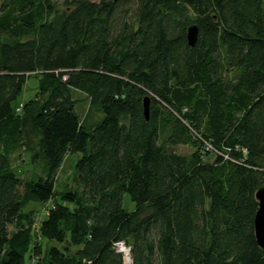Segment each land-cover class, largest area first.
I'll return each instance as SVG.
<instances>
[{
  "label": "trees",
  "instance_id": "1",
  "mask_svg": "<svg viewBox=\"0 0 264 264\" xmlns=\"http://www.w3.org/2000/svg\"><path fill=\"white\" fill-rule=\"evenodd\" d=\"M262 187L264 0H0V264H264Z\"/></svg>",
  "mask_w": 264,
  "mask_h": 264
},
{
  "label": "rangeland",
  "instance_id": "2",
  "mask_svg": "<svg viewBox=\"0 0 264 264\" xmlns=\"http://www.w3.org/2000/svg\"><path fill=\"white\" fill-rule=\"evenodd\" d=\"M97 1V0H94ZM56 3L58 7H63V0H56ZM38 79L35 76H31L26 79V82L23 86V91L18 97L17 101L20 102L19 108H21L22 103H26V101L36 98V94L38 92ZM72 96L73 98H76V110L80 116L85 115L88 113V99L87 96L80 91L72 90ZM90 117L96 118L98 117V114L95 112L90 111L88 113ZM177 150L181 153H190L191 149L188 146H178ZM75 154H71L64 162L62 168L60 169L59 175H58V182L59 186L58 188H62L65 184L68 186H73L75 182V172H74V158ZM25 160H18L13 161V165L16 169L20 170L21 173H23V176L26 177L30 174H27L25 171H31L32 166L26 163ZM35 173H39L38 167L34 168ZM27 174V175H26ZM48 205V204H46ZM46 205H41L35 202H30L23 210V214L25 215V226L28 224V221L31 222V224L34 225L33 229H35V226L37 225L40 218H42L45 215L46 211ZM123 205L128 209L132 210L134 208V203L129 199L127 195H125L123 199ZM27 218V219H26ZM30 224V225H31ZM15 227H10V231L13 233L15 231ZM45 242L42 241V251L44 248ZM31 246V245H30ZM71 249H74V247H70ZM122 249V247H120ZM124 250V249H123ZM22 264H40L38 256L35 254V250L33 251L32 247H29V251L26 252L24 256V260Z\"/></svg>",
  "mask_w": 264,
  "mask_h": 264
},
{
  "label": "water",
  "instance_id": "3",
  "mask_svg": "<svg viewBox=\"0 0 264 264\" xmlns=\"http://www.w3.org/2000/svg\"><path fill=\"white\" fill-rule=\"evenodd\" d=\"M197 26L190 25L187 29V41L189 45H193L195 43L197 37ZM149 97L144 98L143 107H144V115L145 118H148L149 114ZM258 200V208L255 213L254 218V229H255V236L258 245L264 249V187L259 188L255 194ZM130 264V262H128ZM127 263V264H128Z\"/></svg>",
  "mask_w": 264,
  "mask_h": 264
},
{
  "label": "built area",
  "instance_id": "4",
  "mask_svg": "<svg viewBox=\"0 0 264 264\" xmlns=\"http://www.w3.org/2000/svg\"><path fill=\"white\" fill-rule=\"evenodd\" d=\"M120 247H122V249ZM116 249H117V251H119V252H121L123 254L125 264H127L128 262H131L130 256H129V249H128V247H126L124 245V243L122 241L121 242H118L116 244Z\"/></svg>",
  "mask_w": 264,
  "mask_h": 264
}]
</instances>
